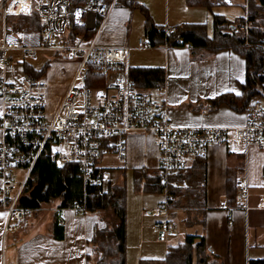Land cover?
I'll use <instances>...</instances> for the list:
<instances>
[{
  "label": "crops",
  "instance_id": "crops-1",
  "mask_svg": "<svg viewBox=\"0 0 264 264\" xmlns=\"http://www.w3.org/2000/svg\"><path fill=\"white\" fill-rule=\"evenodd\" d=\"M211 1L224 3L214 5L211 10L203 6H190L187 0H136L138 5L133 8L115 6L101 35V42L106 45L130 47L129 63L132 71L134 68H160L165 71L164 91L152 89L146 93L157 104L158 110H167L170 122L177 127L232 128L245 123L243 112L235 110L228 103H215L225 95L243 94L247 59L242 53L234 49L192 53L186 46L147 48L139 45L140 40L147 39V20L160 29H172L182 24L205 25L206 36L213 38L214 17L218 15L229 20L224 13H215L214 8L236 3L233 0ZM17 22L15 17L0 16V42L7 34L6 27L18 28L15 25ZM7 57L8 63L19 60L17 71H12L7 65L5 73L0 71V78L5 76L9 81L21 83L31 66L25 62L22 52H9ZM61 65L58 62L52 64L46 76L48 74L51 80L56 77L60 80ZM71 65L75 72V65ZM74 72L65 77L66 81L62 82L57 94L48 96L50 116L57 111ZM50 83L49 80V89ZM1 104L0 100V116ZM126 144L125 164H120L115 154L106 155L116 158L120 165L117 171L99 165L105 156L100 159L98 166L110 174L106 184L124 189L127 264H131L130 256L134 257L132 264H140L143 259L164 260L171 246L195 232L204 234L210 249L211 264H249L250 261L264 260V245L249 243L251 239L258 240L264 236V149H246L234 140L232 134L225 146L211 147L206 156V207L201 214L203 226L184 227L183 230L181 224L186 214L182 210H174L172 216L177 225V234L180 232V235L176 237L175 234L171 241L165 242V247L157 242L154 231L157 220L153 213L165 195L147 192L144 182L138 184L136 180L137 172H153L160 168L159 139L153 134L131 133L126 137ZM193 164L194 157L186 158L185 168ZM245 178L249 183L247 211L235 208L238 190L234 186ZM56 213L60 214L59 228L55 226ZM32 214L30 219L28 217L4 239L6 213L0 210V264H96L91 241L98 227L103 228L114 219L111 211L107 215L84 214L59 207L50 210L43 208ZM195 219H198L197 215ZM137 231L142 233L143 242L139 244L137 254H130L131 236ZM144 235H148L151 240L147 245Z\"/></svg>",
  "mask_w": 264,
  "mask_h": 264
},
{
  "label": "built area",
  "instance_id": "built-area-1",
  "mask_svg": "<svg viewBox=\"0 0 264 264\" xmlns=\"http://www.w3.org/2000/svg\"><path fill=\"white\" fill-rule=\"evenodd\" d=\"M71 1L28 0L25 1L27 8L22 10H19L22 1L0 3V16H30L37 12L42 20L41 30L6 27L7 34L0 42V71L5 73L7 54L14 51L22 52L26 59H36L41 52H52L55 57L75 65L69 87L52 116L48 112L46 76L52 62L41 72L30 67L21 83L9 81L5 76L0 78V210L6 213L4 239L31 214L20 209L18 202L41 157L48 158L57 167L74 164L85 185H102L110 180V174L99 168L100 159L115 154L119 163L125 164L127 135L153 134L159 139L162 184L169 181L178 188L181 184L170 179L185 168L186 158L206 157L211 147L225 146L231 134L246 149H264V92L249 100L243 111L245 123L241 126H174L165 108L158 110L148 94L136 89L129 63L130 47L101 42L117 0L111 5L104 0H86L76 6H71ZM244 9L239 30L248 45L251 40L250 0H244ZM77 30L83 32L76 33ZM139 45L151 47L148 39L140 40ZM256 49L260 75L264 77V41H260ZM97 79L102 80V86ZM236 187L235 208L249 210L248 180L238 181ZM164 195V200L153 210L159 218L154 228L161 237L177 232L171 206L174 198ZM71 209L83 213L80 204L76 203ZM253 242L264 245V236L249 241Z\"/></svg>",
  "mask_w": 264,
  "mask_h": 264
},
{
  "label": "trees",
  "instance_id": "trees-1",
  "mask_svg": "<svg viewBox=\"0 0 264 264\" xmlns=\"http://www.w3.org/2000/svg\"><path fill=\"white\" fill-rule=\"evenodd\" d=\"M86 0H72L71 6L83 4ZM111 5L114 0H104ZM190 6H203L211 10L214 5L224 2L211 0H187ZM136 0H117L116 6L136 7ZM15 24L21 30H41L42 20L37 12L30 16L15 17ZM244 18L230 22L223 16L214 17V36L208 38L205 25H178L172 29H160L150 20L146 21L145 37L151 47L167 46L170 48L189 45L192 53L200 50L216 52L234 49L247 59V77L241 96L225 95L215 103H228L235 110L243 112L249 100L264 92V77L260 75V57L256 49L260 41H264V0H250L249 21L251 40L248 45L239 30ZM77 30L76 33H82ZM132 79L136 89L146 93L152 89L165 86V71L160 68H134ZM102 86V80H96ZM147 94V93H146ZM206 157H195L190 168H184L170 181L176 180L181 186L176 188L169 181L162 184V173L158 169L153 172H137L138 184L144 182L145 190L151 193L173 196V210H182L186 217L185 227L201 226L202 211L206 207ZM235 190H236V186ZM59 203L60 209H71L80 204L84 214L112 212L114 222L97 228L91 243L96 264H127V212L124 189L110 184L85 185L78 174V167L66 164L57 167L48 158L41 157L19 199L18 207L34 213L44 207L52 208ZM30 214V215H31ZM33 215V214H32ZM31 215V216H32ZM197 215L198 219H195ZM27 216L17 227L27 221ZM55 226L58 227L60 214L56 213ZM203 226V225H202ZM177 234V232L175 233ZM174 234V235H175ZM172 235V236H174ZM210 249L204 234H187L184 241L169 248L164 260H141L140 264H211ZM90 261V258H89ZM249 264H264V260L250 261Z\"/></svg>",
  "mask_w": 264,
  "mask_h": 264
},
{
  "label": "rangeland",
  "instance_id": "rangeland-1",
  "mask_svg": "<svg viewBox=\"0 0 264 264\" xmlns=\"http://www.w3.org/2000/svg\"><path fill=\"white\" fill-rule=\"evenodd\" d=\"M233 1L236 3L233 6H222V7H218L217 6V7L214 8V12L215 13H219V12L224 13L225 16H227V18L229 19L230 22H234L238 18L244 17L245 16L244 0H233ZM211 24H212V20H211ZM55 56H56V54L52 53V52H47V53L41 52V53L38 54V57L36 59H26L25 60V62L28 65H30L31 67H33L37 71L43 70L45 68L46 64L48 65L49 62H52L53 64H55V62L57 61L58 63H61L63 65V66L61 65L62 67L60 68V76H61L60 80L58 79V77H56V78L51 80L48 77L49 75L47 74V78L51 81L50 89L48 90V96L49 97L52 96V95L57 94L58 89L60 88V85L62 84V82L66 81L65 77H69L74 72V67L71 64H69V63H67L64 60H61V58H58V57H55ZM18 61H13L12 63L11 62L8 63L9 67H11L13 69L12 71H17L16 67H17V62ZM55 68H54V71H55ZM99 165L103 166L104 168L111 169L112 171H117L119 166H120L118 164L116 158L113 157V156H105L103 158V161ZM130 180H131V178H130ZM58 205H59V203H56V205L53 206L52 208L56 209L58 207ZM44 208L50 210L49 207H44ZM108 213H110V212H108ZM103 215H107V213H104ZM108 215L110 216V214H108ZM31 217L32 216L29 215V219ZM154 218H155V220H159V218L155 214H154ZM112 222H114V219L112 220ZM184 227L185 226L181 224V228L183 230L185 229ZM154 231H155V234H156L157 242L159 244H161V245H164L165 247L167 246L165 242L168 243L169 241H171L172 237H174V236H168L167 235V236H165V237H163L161 239L160 234L158 232H156L155 228H154ZM179 235H180V232L178 234H176V237L179 236ZM144 238H145V240H144L145 243L147 242L146 245L151 242L150 237L148 235L147 236L144 235ZM142 242H143L142 233H139L138 231L135 232L131 236L130 252L129 253L132 254L134 252L135 254H137L138 253V246ZM157 256H159V254ZM132 258H134V257H132V256L129 257V259L131 260V264H132Z\"/></svg>",
  "mask_w": 264,
  "mask_h": 264
},
{
  "label": "bare ground",
  "instance_id": "bare-ground-1",
  "mask_svg": "<svg viewBox=\"0 0 264 264\" xmlns=\"http://www.w3.org/2000/svg\"><path fill=\"white\" fill-rule=\"evenodd\" d=\"M25 1H28V0H18V2H21V4L19 5V10L27 8V5L25 4Z\"/></svg>",
  "mask_w": 264,
  "mask_h": 264
}]
</instances>
